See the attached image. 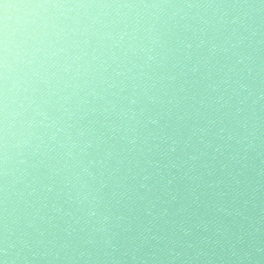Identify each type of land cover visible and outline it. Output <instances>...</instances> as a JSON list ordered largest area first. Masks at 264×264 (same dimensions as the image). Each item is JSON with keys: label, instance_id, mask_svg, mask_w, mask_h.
Segmentation results:
<instances>
[{"label": "clouds", "instance_id": "obj_1", "mask_svg": "<svg viewBox=\"0 0 264 264\" xmlns=\"http://www.w3.org/2000/svg\"><path fill=\"white\" fill-rule=\"evenodd\" d=\"M0 264H264V0H0Z\"/></svg>", "mask_w": 264, "mask_h": 264}]
</instances>
